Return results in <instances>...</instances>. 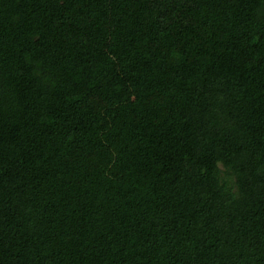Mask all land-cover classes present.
<instances>
[{
  "label": "trees",
  "instance_id": "trees-1",
  "mask_svg": "<svg viewBox=\"0 0 264 264\" xmlns=\"http://www.w3.org/2000/svg\"><path fill=\"white\" fill-rule=\"evenodd\" d=\"M0 264H264V0H0Z\"/></svg>",
  "mask_w": 264,
  "mask_h": 264
}]
</instances>
